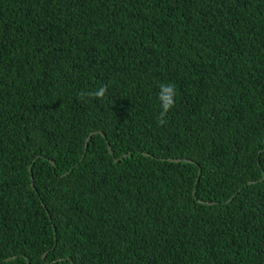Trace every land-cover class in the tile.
Instances as JSON below:
<instances>
[{"label":"trees","instance_id":"obj_1","mask_svg":"<svg viewBox=\"0 0 264 264\" xmlns=\"http://www.w3.org/2000/svg\"><path fill=\"white\" fill-rule=\"evenodd\" d=\"M0 264H264V0H0Z\"/></svg>","mask_w":264,"mask_h":264},{"label":"clouds","instance_id":"obj_2","mask_svg":"<svg viewBox=\"0 0 264 264\" xmlns=\"http://www.w3.org/2000/svg\"><path fill=\"white\" fill-rule=\"evenodd\" d=\"M160 92L158 94V99L161 102V111L159 116L157 117V123L160 126H163L167 123L166 116L168 112L175 106V97L176 91L175 86L171 83L168 84H160ZM108 92V86L103 85L96 90L88 91L82 90L79 93V97L83 100L87 98H95V99H103Z\"/></svg>","mask_w":264,"mask_h":264},{"label":"water","instance_id":"obj_3","mask_svg":"<svg viewBox=\"0 0 264 264\" xmlns=\"http://www.w3.org/2000/svg\"><path fill=\"white\" fill-rule=\"evenodd\" d=\"M89 141H90V138H89V139L87 140V142H86V148L88 147ZM109 150H110V154L112 155V154H113V151H112V149H111L110 146H109ZM52 164L54 165L55 163L52 162ZM199 175H201V172L199 173ZM198 182H199V178H198V180H197V183H198ZM32 185H33V187H34L33 178H32Z\"/></svg>","mask_w":264,"mask_h":264}]
</instances>
